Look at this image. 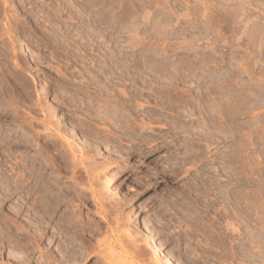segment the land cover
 Segmentation results:
<instances>
[{"label": "rangeland", "instance_id": "374dc122", "mask_svg": "<svg viewBox=\"0 0 264 264\" xmlns=\"http://www.w3.org/2000/svg\"><path fill=\"white\" fill-rule=\"evenodd\" d=\"M0 165V264H264V0H0Z\"/></svg>", "mask_w": 264, "mask_h": 264}, {"label": "bare ground", "instance_id": "6f19581e", "mask_svg": "<svg viewBox=\"0 0 264 264\" xmlns=\"http://www.w3.org/2000/svg\"><path fill=\"white\" fill-rule=\"evenodd\" d=\"M55 130H56V129H55ZM56 133H57V132H56ZM9 136H10V135H9ZM56 136H57V135H56ZM7 137H8V135H7ZM59 137H60V136H59ZM61 138H62V137H61ZM5 139H6V138H5ZM9 139H10V138H9ZM15 139H16V138H15ZM18 139H19V138H18ZM57 139H59V138H57ZM57 141H58V140H57ZM63 141L66 142V140H63ZM63 141H62V142H63ZM11 142H12V141H11ZM23 142H24V141H23ZM25 142H26V140H25ZM60 142H61V140H60ZM60 142H58V143L60 144ZM66 143H67V142H66ZM4 144H5V143H4ZM7 144H8V143H7ZM67 144H68V143H67ZM13 145L16 146V147H20V146L25 147L26 144H25V143H24V144H23V143H20L19 140H14V139H13ZM62 145H63V144H62ZM9 146H10V145H9ZM57 146H58V145H57ZM59 146L61 147V144H60ZM63 146H64V145H63ZM60 147H59V148H60ZM67 147H68V146H67ZM56 149H57V148H56ZM16 150H17V149H16ZM58 150H61V149H58ZM70 150H71V149H70ZM7 151H8V150H7ZM71 151H72V150H71ZM11 152H12V151H11ZM72 152H74V150H73ZM72 152H71V154H72ZM4 153H5V152H4ZM21 153H22V152H21ZM11 154H17V152H15V150H14V152H12ZM18 154H20V153H18ZM21 155H22V157H23L24 154H21ZM25 155H26V154H25ZM10 156H11V155H10ZM16 156L19 157V155H16ZM76 156H77V155H75V154L73 153V154H72V161H73V162L70 160V161L72 162V165H73L74 167H76ZM7 158H9V157H7ZM7 158H6V159H7ZM11 158H12V156H11ZM13 158H14V157H13ZM19 158H20V157H19ZM21 159H22V158H20V160H18V159H17V160L13 159V160H15V161H14V164H15V163H19V164L21 163V164H22ZM24 159H26V158L24 157ZM24 159H22V160L25 161ZM27 159H28V158H27ZM10 160H11V159H10ZM13 160H12V161H13ZM1 161H2V160H1ZM28 161H29V160H28ZM4 162H5V160H4ZM10 162H11V161H10ZM32 162H33V160H32ZM32 162H30V163L32 164ZM2 163H3V162H2ZM12 163H13V162H12ZM12 163H11V164H12ZM5 164H6V163H5ZM21 164H20L19 166H21ZM27 164H28V163H27ZM68 164H69V163H68ZM0 166H2V165H0ZM7 166H8V165H7ZM28 166H29V164H28ZM30 166H31V165H30ZM70 166H71V164H70ZM73 166H72V169H73ZM16 167H17V166H16ZM22 167H23V172H22V176H23V177H22V178H18V179L26 180L25 178H27L28 176L25 177V176H24V173H25L26 171L28 172L29 169H31V167L29 168V167H27V165H25V164H23ZM32 168H33V166H32ZM2 169H3V168H2ZM9 169L11 170V172H13V171H12V167H10ZM27 169H28V170H27ZM86 169H87V168H86ZM10 170H9V171H10ZM19 170H20V169H19ZM84 170H85V169H84ZM87 170H89V169H87ZM1 171H2V170H1ZM3 171H4V170H3ZM3 171H2V172H3ZM15 171H16V168H15ZM70 171H71V170H70ZM73 171H74V170H73ZM20 172H21V171H20ZM30 172H31V171H30ZM33 172H34V171H33ZM36 172H37V171H36ZM71 172H72V171H71ZM84 172H85V171H84ZM17 173H18V172H17ZM73 173H74V172H73ZM73 173H72V174H73ZM89 173H90V171H89ZM0 174H1V173H0ZM6 174H7V173H5V175H6ZM14 174H15V173H14ZM19 174L21 175V173H19ZM19 174H18V175H19ZM32 174H33V173H32ZM32 174H31V176H33ZM38 174H39V173H38ZM9 175H10V172H9ZM39 175H40V174H39ZM88 175H89V174H88ZM31 176H29V177L32 178ZM35 176H36V175H35ZM86 176H87V175H86ZM20 177H21V176H20ZM29 177H28V178H29ZM37 177H38V176H36L35 178L37 179ZM4 178H5V176H4ZM11 178H12V177H11ZM39 178H40V177H39ZM39 178H38V180H39ZM15 179H16V178H15ZM43 179H44V178H43ZM4 180H5V179H3V180L1 179V181H4ZM7 180H8V179H7ZM11 180H12V179H11ZM15 181H16V180H15ZM26 181H27V180H26ZM46 181H47V180H46ZM21 182H22V180H21ZM38 182H40V181H38ZM41 182H42V181H41ZM11 183H12V182H11ZM17 183H18V182H17ZM17 183H16V184H17ZM44 183H45V182H44ZM47 183H48V181H47ZM5 184H6V183H5ZM13 184H14V183H13ZM19 184L22 185V183H19ZM24 184H25V183H24ZM24 184H23V185H24ZM37 184H38V183H37ZM41 184H42V183H41ZM8 185H9V184H8ZM10 185H11V184H10ZM17 185H18V184H17ZM28 185H29V184H28ZM42 185H44V184H42ZM45 185H46V184H45ZM50 185H51V184H50ZM4 186H6V185H4ZM14 186H15V185H14ZM37 186H38V185H37ZM46 186H47V185H46ZM8 187H9V186H8ZM8 187H7V188H8ZM16 187H17V186H16ZM23 187H25V186H23ZM49 187H50V186H49ZM2 188H3V187H2ZM17 188H18V187H17ZM26 188H27V187H26ZM40 188H41V187H40ZM21 189H22V188H21ZM34 189H35V188H34ZM46 189H47V188H46ZM2 190L4 191L5 189L3 188ZM9 190H11V193H10V194H13V193H12L13 190L11 189V187L9 188ZM9 190H7V191H9ZM17 190H18V189H17ZM28 190H29V189H28ZM32 190H33V189H32ZM37 190H38V189H37ZM41 190H42V189H41ZM47 190H48V189H47ZM23 191H24V190H23ZM39 191H40V189H39ZM49 191H50V190H49ZM20 192H21V191H20ZM44 192H45V191H44ZM46 192H47V191H46ZM23 193L25 194L26 192H23ZM30 193H31V192H30ZM20 194H22V193H20ZM27 194H28V193H27ZM27 194H26V195H27ZM52 194H53V193H52ZM4 195H5V194H4ZM7 195H8V192H7ZM7 195H6V196H7ZM47 195H48V194H47ZM2 196H3V195H2ZM21 196H22V195H21ZM24 196H25V195H24ZM50 196H51V194H50ZM0 197H1V196H0ZM3 197H4V196H3ZM44 197H45V195H44ZM46 197H47V196H46ZM54 197H55V196H54ZM1 198H2V197H1ZM50 198H51V197H50ZM94 198H95V197H94ZM56 199H57V198H56ZM56 199L53 200V203H54V204H58ZM43 200H44V199H43ZM46 200H47V198H46ZM48 201H49V200H48ZM42 203H44V202H42ZM48 203H49V202H48ZM51 203H52V202H51ZM59 203H60V202H59ZM54 204H53V205H54ZM42 205H43V204H42ZM45 205H46V204H45ZM45 205H44V206H45ZM50 205H51V204H50ZM38 206H39V205H38ZM45 207H46V206H45ZM45 207H44V208H45ZM49 207H51V206H49ZM17 208H20V207H17ZM44 208H43V209H44ZM40 209H41V208H40ZM47 209H50V208H47ZM54 209H55V208H54ZM19 211H20V210H19ZM45 211H46V210H45ZM53 211H54V210H53ZM43 214H44V213H43ZM16 215H17V214H16ZM46 217H47V216H46ZM41 218H42V217H41ZM32 219H33V218H32ZM34 219H35V218H34ZM37 219H38V218H37ZM45 219H46V218H45ZM30 220H31V219H30ZM40 220H41V219H40ZM31 221H32V220H31ZM42 221H43V220H42ZM131 221H132V222L135 221V223H137V225H141V223H140V216L137 215L136 212L134 213V217L131 219ZM36 223H37V222H36ZM39 223H41V222L39 221ZM29 224H30V223H29ZM41 224H42V223H41ZM45 224H47V223L45 222ZM33 225H34V224H33ZM37 225H38V224H36V226H37ZM39 225H40V224H39ZM43 225H44V224H43ZM29 227H30V226H29ZM41 227H42V226H41ZM41 227H40V228H41ZM35 229H37V228H35ZM30 230H31V229H30ZM32 230H33V229H32ZM127 230H128V229H127ZM127 230H126V231H127ZM144 230H145V236L149 237L151 232L149 233L148 229H147V230L144 229ZM36 232H37V230H35V233H36ZM129 232H130V231H129ZM129 232H127V233H129ZM30 233H31V232H30ZM35 233H31V234H34V235H35ZM37 234H38V233H37ZM128 235H131V234L129 233ZM166 240H167V239H166ZM101 241H102V240H101ZM98 243H100V242H98ZM96 244H97V243H96ZM97 246H98V244H97ZM100 250H101V249H100ZM103 251H104V250H103ZM101 252H102V250H101ZM103 253H104V252H103ZM169 258H170V257H169Z\"/></svg>", "mask_w": 264, "mask_h": 264}]
</instances>
